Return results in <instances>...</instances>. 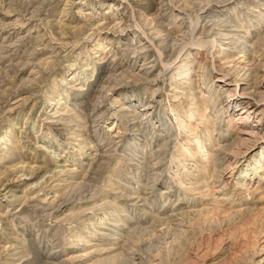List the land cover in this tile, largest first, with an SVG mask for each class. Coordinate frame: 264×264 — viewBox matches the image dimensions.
Masks as SVG:
<instances>
[{
    "label": "rangeland",
    "instance_id": "rangeland-1",
    "mask_svg": "<svg viewBox=\"0 0 264 264\" xmlns=\"http://www.w3.org/2000/svg\"><path fill=\"white\" fill-rule=\"evenodd\" d=\"M0 264H264V0H0Z\"/></svg>",
    "mask_w": 264,
    "mask_h": 264
},
{
    "label": "bare ground",
    "instance_id": "bare-ground-1",
    "mask_svg": "<svg viewBox=\"0 0 264 264\" xmlns=\"http://www.w3.org/2000/svg\"><path fill=\"white\" fill-rule=\"evenodd\" d=\"M260 131H262V129H261V128H259L257 132L259 133ZM32 174H33V173H32ZM33 175H34V174H33Z\"/></svg>",
    "mask_w": 264,
    "mask_h": 264
}]
</instances>
